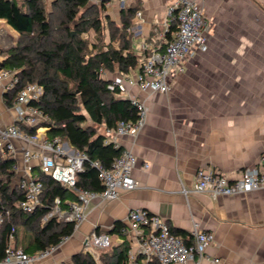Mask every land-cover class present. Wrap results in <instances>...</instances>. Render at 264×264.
Instances as JSON below:
<instances>
[{
  "label": "crops",
  "instance_id": "crops-1",
  "mask_svg": "<svg viewBox=\"0 0 264 264\" xmlns=\"http://www.w3.org/2000/svg\"><path fill=\"white\" fill-rule=\"evenodd\" d=\"M173 1L129 0L142 12V17H134L138 41L153 37L155 23ZM191 1L211 22L208 48L185 62L186 71L171 80L168 93L127 86L120 95L138 97L147 107L142 130L119 138L121 146L137 156L133 176L138 186L118 199L92 203L70 240L41 264H72L81 250L98 260L102 249L86 247V237L94 230L109 232L118 222L125 226L135 208L164 217L171 229L183 233L179 237L185 243L194 242L196 228L214 233L205 257L186 264H264V190L217 198L194 191L199 168L211 167L234 178L241 169L257 166L264 152V0ZM176 32L177 24L169 35ZM10 107L0 82V126L15 122ZM50 130L47 135L52 137ZM16 144L21 162V143ZM111 235L112 246L127 241L131 248L130 235Z\"/></svg>",
  "mask_w": 264,
  "mask_h": 264
},
{
  "label": "trees",
  "instance_id": "trees-1",
  "mask_svg": "<svg viewBox=\"0 0 264 264\" xmlns=\"http://www.w3.org/2000/svg\"><path fill=\"white\" fill-rule=\"evenodd\" d=\"M105 5H92L89 0H55L52 10L44 0H0V20L6 21L19 33L17 42L0 47L2 67L18 71L19 82L5 93V102L12 106L20 89L27 83L38 82L45 88L39 102L34 103L50 116V135L68 142L75 150L86 152L89 160L77 175V186L92 190L103 189L100 171L92 163L99 161L110 168L123 147L106 142L100 129H116L119 121H136L139 111L129 98L120 96L118 87H111V74L128 73L138 68L140 56L134 45V17L137 7L121 11V24L109 17L102 18ZM174 26L176 24L174 23ZM93 31L95 41L84 35ZM107 32L109 41H106ZM15 159L0 156V258L6 255L10 235L14 247L28 253L56 246L64 236L73 235L75 226L57 217L44 221L57 197L77 201L78 194L41 173L44 184L43 205L32 212L20 207L23 190L15 183ZM118 222L110 234L120 233ZM180 236V231L171 229ZM99 232V231H98ZM186 242V241H185ZM190 244V243H187ZM130 245L127 241L101 250L99 259L81 250L72 257V264H127ZM62 264H69L63 262ZM148 264H160L150 261Z\"/></svg>",
  "mask_w": 264,
  "mask_h": 264
},
{
  "label": "built area",
  "instance_id": "built-area-1",
  "mask_svg": "<svg viewBox=\"0 0 264 264\" xmlns=\"http://www.w3.org/2000/svg\"><path fill=\"white\" fill-rule=\"evenodd\" d=\"M44 1L51 5L55 0ZM89 1L91 4L105 5L106 8L116 5L120 11L130 6L129 0ZM136 15L142 17V12L137 11ZM174 23L177 24V32L171 37L169 33ZM154 27L153 37L147 39L142 37L135 46L140 56L137 69L116 75L102 71L103 77L111 79V87H118L121 90L120 95L126 91L127 86H137L144 91L168 93L171 90V80L186 71L185 62L194 57L197 50L204 51L208 48L207 34L211 22L194 1H173L167 6L165 16L157 21ZM131 30L135 35V26ZM1 31L2 29L0 36L3 37ZM5 34L12 41L7 31ZM3 40L4 38L0 39V47L7 45ZM17 73V70L2 67L0 64V82L3 83L5 93L10 92L18 84ZM44 93V86L38 82L27 83L18 91L10 107L15 112V122L0 126V156L3 159L8 157L15 159L13 167L16 177H19V181L15 183L24 192L20 207L25 212H32L43 205L41 196L44 184L40 177L41 173L73 189L78 194V200L69 202L64 207L62 199L57 197L54 204L49 207L44 220L57 217L73 222L76 230L85 220L86 211L92 203L118 199L122 192L138 186V181L133 176L138 159L132 149L124 148L110 168H105L99 161H94L92 164L100 171L103 189L78 187L77 175L84 171L89 156L86 152L71 148L62 138L47 135L52 119L34 104L41 100ZM129 99L137 106L139 118L134 122L119 121L116 129H105L103 132L107 135L106 142H113L116 148L121 147L119 141L121 136L127 134L136 136L146 121L145 101L138 97ZM15 141L21 143V162L17 158L19 149ZM148 166V163L144 165L145 168ZM258 189L264 190V152L257 166L241 169L234 178L211 167H201L196 172L194 191L207 193L212 198ZM184 192L189 191L184 188ZM2 223L3 216L0 214V228ZM120 233L132 237L127 264L150 261H157L160 264H186L189 261H196V258L205 257L207 247L215 242L213 232L196 228L194 242L187 244L181 237L172 233L164 217L151 214L142 208L130 210L127 223L121 227ZM71 237L72 235L64 236L56 246L28 253L21 247L15 248L12 245L14 235H10L6 255L0 258V264H34L51 256ZM113 243L114 238L109 232L97 230L91 232L85 240L88 248L104 249L111 247ZM213 261L219 263L221 259L215 258Z\"/></svg>",
  "mask_w": 264,
  "mask_h": 264
},
{
  "label": "rangeland",
  "instance_id": "rangeland-1",
  "mask_svg": "<svg viewBox=\"0 0 264 264\" xmlns=\"http://www.w3.org/2000/svg\"><path fill=\"white\" fill-rule=\"evenodd\" d=\"M45 3L47 4V9L49 11H51L52 7H53V3L51 5L47 1H45ZM92 5H95V4H92ZM116 9H118V6H116V5H113L112 7H109V8H104V11L102 13V18H103L104 22H106V20H105L106 17H109L111 20H114L115 23L121 24V16L118 15ZM133 26H135V24ZM0 29H2L4 32L7 31L8 34L12 37V41H11V38L9 36H7L5 38V40L7 41L6 42L7 45L4 46L3 48H8V47L14 45L17 42V40L19 39V33L17 31L13 30L10 26H8L7 22L0 21ZM129 30L132 31L131 27L129 28ZM106 35H107L106 41L108 42L109 41V36H108L109 33L107 32ZM84 37L89 39L90 41H95L96 40V35H95V33L93 31H90L89 33L85 34ZM133 40H134V44L136 46L137 41H138V36L136 34L133 36ZM19 151H20V149H19ZM17 158L20 160V154L19 153H18V157ZM15 181L16 182L19 181V177L18 176L15 178ZM93 248H94L95 251L99 250L97 247H93ZM46 259L47 258L42 259V260H38L34 264H41Z\"/></svg>",
  "mask_w": 264,
  "mask_h": 264
},
{
  "label": "bare ground",
  "instance_id": "bare-ground-1",
  "mask_svg": "<svg viewBox=\"0 0 264 264\" xmlns=\"http://www.w3.org/2000/svg\"><path fill=\"white\" fill-rule=\"evenodd\" d=\"M1 33H2L4 36H3V37H2V36H0V38H4V40H3V41L6 43L7 41L5 40V38L7 37V35L5 34V32H4L3 30L1 31Z\"/></svg>",
  "mask_w": 264,
  "mask_h": 264
}]
</instances>
